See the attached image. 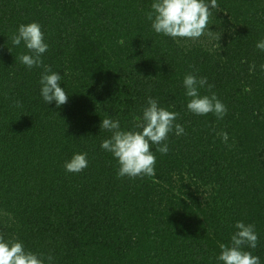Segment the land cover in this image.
I'll return each mask as SVG.
<instances>
[{"label": "trees", "instance_id": "trees-1", "mask_svg": "<svg viewBox=\"0 0 264 264\" xmlns=\"http://www.w3.org/2000/svg\"><path fill=\"white\" fill-rule=\"evenodd\" d=\"M153 2L0 0V234L52 264H223L219 244L243 221L258 235L245 250L264 264V0H217L211 33L194 40L156 33ZM31 22L68 95L60 107L12 43ZM188 73L214 85L199 93L216 94L223 119L187 109ZM149 97L179 113L184 134L169 133L167 154L151 145L154 176L118 177L102 120L135 130ZM85 152L88 166L67 172Z\"/></svg>", "mask_w": 264, "mask_h": 264}, {"label": "clouds", "instance_id": "clouds-1", "mask_svg": "<svg viewBox=\"0 0 264 264\" xmlns=\"http://www.w3.org/2000/svg\"><path fill=\"white\" fill-rule=\"evenodd\" d=\"M217 0H154L152 11L146 13V18L152 22L151 26L158 34L171 38L198 39L208 29L211 9L217 8ZM209 31V29H208ZM211 33V31H209ZM24 42L29 54H22L19 59L29 69L43 68L41 74L40 95L47 104L55 101L56 106L67 103L68 95L60 85L61 75L52 71L51 66L45 65L42 55L47 51L48 44L44 41V33L37 22L21 24L18 34L12 37L14 45ZM256 47L264 51V40ZM187 97V109L196 115L214 113L218 119L227 114V107L216 96H201L199 88L208 86L211 90L214 85L208 84L206 77H197L192 73L185 75L183 80ZM21 107L20 102H16ZM179 113L161 107L152 97L147 100V107L143 109L142 118L136 124L135 130H122L120 122L110 118L102 120L101 128L112 133L111 138L101 143V148L112 153L119 164L118 177L129 178L154 176L156 157L151 151V145H157V151L167 154L169 151L166 141L168 135L175 129L176 135L184 134L182 125L175 123ZM225 143L228 140L226 132L218 133ZM88 154L77 153L65 162V170L69 173L82 172L88 166ZM237 231L231 236V244H219L220 254L217 259L223 264H260L258 256L245 247L255 249L258 235L254 224H245L237 221ZM54 257H45L43 254L33 253L25 249L23 243L15 238L5 239L0 234V264H52Z\"/></svg>", "mask_w": 264, "mask_h": 264}]
</instances>
